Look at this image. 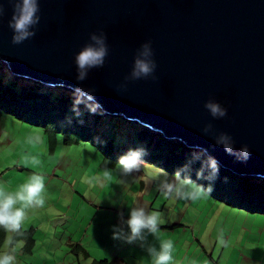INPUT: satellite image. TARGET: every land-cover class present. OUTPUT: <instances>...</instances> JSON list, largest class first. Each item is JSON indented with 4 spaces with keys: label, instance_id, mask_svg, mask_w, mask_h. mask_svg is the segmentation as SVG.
Instances as JSON below:
<instances>
[{
    "label": "water",
    "instance_id": "water-1",
    "mask_svg": "<svg viewBox=\"0 0 264 264\" xmlns=\"http://www.w3.org/2000/svg\"><path fill=\"white\" fill-rule=\"evenodd\" d=\"M0 61L18 77L49 86L95 89L107 114L122 116L191 148L207 149L223 168L264 178V0H40L37 34L12 44L13 3L0 0ZM103 31L109 55L102 68L76 80V54ZM152 42L158 79L129 82L137 50ZM213 99L228 114L214 119ZM212 123L213 132L203 133ZM227 132L240 162L215 143Z\"/></svg>",
    "mask_w": 264,
    "mask_h": 264
},
{
    "label": "rangeland",
    "instance_id": "rangeland-1",
    "mask_svg": "<svg viewBox=\"0 0 264 264\" xmlns=\"http://www.w3.org/2000/svg\"><path fill=\"white\" fill-rule=\"evenodd\" d=\"M94 116H89V120H94ZM108 116V122L104 118L96 126L105 132L112 129L105 138L111 137L113 143H119V150L115 153L119 151L120 155L124 154L134 143L147 148L151 136L142 135L144 126L124 120L123 117ZM89 120L85 123H89ZM122 123L125 128L130 127L134 143L132 134L127 129L122 130ZM116 128H119L117 133L113 131ZM30 137H39V140L33 139L30 142ZM57 138L58 142L52 151L42 126L21 120L11 113L0 112V185L15 190L34 173L46 177V204L28 215L37 227L36 245L32 254L25 251L21 244H7L6 239L10 234L6 235L0 248V252L13 251L16 264H91L94 259L105 256L111 258L116 254L119 257L127 256L126 264H152L151 257L143 250L148 238L144 247H138L139 241L130 245L124 240L113 238L114 225L123 226L125 231H129L119 214L123 213V219L127 220L131 208L136 206L144 207L148 212L161 213L163 227L159 236L174 242V264H215L205 259L198 261L197 249L201 251L202 248L193 241V231L194 235L202 237V243L212 244L210 249L218 240L213 256L218 260L220 251L224 249L220 264H258V260L264 264V212L231 205L214 199L212 195L197 201L167 197L163 195L159 179L156 178L158 168L164 169L169 179L174 173L152 161H147L140 173L123 176L117 159V164L110 167L112 179L105 182L102 179L104 154L98 146L86 140L64 144L62 135ZM101 142H104V138ZM32 157L39 160L38 166L31 164ZM92 177H95L93 181ZM112 196L116 201L110 199ZM111 201L112 206H117L119 210L112 211L109 216L112 225L103 230L102 224L105 221L101 222V217L95 215L98 222H92V217L97 208L109 211ZM123 206H127L128 212L121 211L124 210ZM114 214H117L118 219H113ZM28 218L24 223L26 227L30 224L26 225ZM176 222L186 226L179 225L173 229L165 227ZM51 225L56 229L53 230ZM221 234L227 246L219 244ZM71 240L80 241L89 255L74 250L70 245ZM185 241H193L195 254L194 250L187 248L190 253L183 257L185 248L182 245ZM149 242V245L159 248V240L155 237L150 235ZM119 244L124 246H116ZM138 250V259L131 258ZM181 257L182 260L175 259ZM191 259L196 261L190 262Z\"/></svg>",
    "mask_w": 264,
    "mask_h": 264
},
{
    "label": "clouds",
    "instance_id": "clouds-1",
    "mask_svg": "<svg viewBox=\"0 0 264 264\" xmlns=\"http://www.w3.org/2000/svg\"><path fill=\"white\" fill-rule=\"evenodd\" d=\"M10 2L13 3V14L8 26L13 32L12 44L19 45L32 39L37 34V26L41 20V16L39 15L40 0H10ZM3 14L4 8L0 4V16H3ZM108 55L109 47L106 34L103 31L91 33L89 43L85 44L75 56V64L77 67L76 80L83 82L88 78L89 72L92 69L102 68L105 65ZM154 56L155 53L151 41H146L141 44L136 52L131 72L125 77L124 83L118 86V90H126L129 82L141 79L157 80L158 76L156 75V71L158 65ZM72 97L71 111L76 118L83 117L84 111L81 110L83 108L90 116L100 115L103 119L104 117H108V122L110 116L107 115V109L96 99L95 89L75 87L72 89ZM204 107L214 119L224 118L228 114L227 108L213 99H209ZM113 117L122 118V116L116 115H112ZM123 119L128 120L124 117ZM71 122V118H69L68 123ZM79 122L83 124L84 120L79 119ZM122 126V130L127 129L133 138V132L130 127L125 128L124 123H122ZM118 129L116 128L113 131L117 133ZM147 129L150 130L149 128ZM213 129V124L208 123L204 126L203 133L208 135L210 132H213ZM109 132H112V129H109L107 133ZM150 132L160 134L162 138L167 139L159 132L152 130ZM213 138L218 146H222L225 152L228 155L234 156L236 160L247 162L251 158L252 153L249 146L243 145L237 150L233 137L227 132L214 133ZM33 139L38 141L39 137H30L29 141L32 142ZM96 139L97 142H101L99 137ZM132 142L134 143V138ZM114 144L116 148L111 155V159L113 158L116 161L118 159L120 172L123 176H132L134 173L143 171L149 155L146 147L138 146L133 148L131 146L127 152L120 155L119 152L115 153L116 150H119V143L115 142ZM197 161H199L201 166L196 173V180H193L191 176H184L183 173L188 171L191 165ZM30 162L33 166L39 165V160L36 157H32ZM206 170L207 175H205ZM219 173V161L214 156L208 154L207 149H198L194 150L192 158L187 163L175 171L171 179H169L168 173L161 168H158L156 178L159 179L160 189L163 195L167 197L174 196L175 198L183 200L197 201L205 199L212 194L214 191V182L218 178ZM102 179L105 182L110 181L112 179V169L105 167L103 169ZM200 180H207V185L205 186L197 182ZM46 197V177L43 174L34 173L25 182L18 185L15 190L9 189L6 185H0V229L10 234L8 239H6L7 244L23 243L22 241L17 242L15 237L23 235L22 229L29 213L43 208L46 204ZM119 215L121 221L127 226L129 231H125L123 226L114 225V239H121L130 244L139 241L141 247H144L147 236L151 235L159 240V248L154 245H149L146 248L148 255L151 257L152 264H174V242L171 239H162L159 236L162 223L161 213L159 211L148 212L144 207L136 206L131 208L130 216L127 220L123 219V213ZM218 239L220 245L227 246V241L224 239L223 234ZM0 264H16V256L13 251L0 252Z\"/></svg>",
    "mask_w": 264,
    "mask_h": 264
},
{
    "label": "trees",
    "instance_id": "trees-1",
    "mask_svg": "<svg viewBox=\"0 0 264 264\" xmlns=\"http://www.w3.org/2000/svg\"><path fill=\"white\" fill-rule=\"evenodd\" d=\"M72 89L62 86H47L40 82L13 75L4 62L0 61V112L4 111L15 115L21 120H25L44 128V132L49 142V147L53 151L58 142L57 136L62 135L64 144H73L86 140L93 142L103 152V163L109 168L116 164L111 155L116 148L112 142L113 138H105V130L100 131L96 126L104 119L100 115L94 116V120L88 121L90 114L84 110V123L81 124L75 117L72 109ZM71 118V123H68ZM108 118V117H104ZM115 118V117H113ZM121 118V117H120ZM99 122V123H100ZM131 124V123H130ZM142 135L151 138L148 141L149 151L148 161L157 163L161 167L167 168L172 173L181 168L191 158L194 150L175 140H168L160 134L151 133L143 127ZM97 137L104 142H97ZM138 147L135 143L133 148ZM203 158V157H202ZM106 166H103L104 168ZM197 161L192 164L184 176H191L196 180V173L200 168ZM207 175V170L205 171ZM207 185V180L197 181ZM215 198L226 201L228 204L244 207L251 211L264 212V178L259 176H239L220 166V173L214 182V191L211 194ZM23 235L16 236L15 240H24V250L32 252L35 245V229L29 227L22 229ZM7 233L0 229V248L2 247ZM76 250L83 251L89 255L87 249L80 243L74 244ZM91 264H123L106 257L94 259Z\"/></svg>",
    "mask_w": 264,
    "mask_h": 264
},
{
    "label": "crops",
    "instance_id": "crops-1",
    "mask_svg": "<svg viewBox=\"0 0 264 264\" xmlns=\"http://www.w3.org/2000/svg\"><path fill=\"white\" fill-rule=\"evenodd\" d=\"M118 152V151H117ZM116 164H117V162H116ZM115 164V165H116ZM104 166H106V165H104ZM107 167V166H106ZM104 168V167H103ZM110 168V167H109ZM95 179V177H92V181ZM212 197V196H211ZM214 199H217V198H215V197H213ZM113 202L114 201H116V199H115V197L114 196H112L111 198H110ZM217 200H220V199H217ZM110 202V205L112 206L113 205V202ZM220 201H224V200H220ZM117 204H120V205H122L121 203H117ZM101 207H103V206H101ZM123 208H124V210H121L122 212H128L127 210H128V208H127V206H123ZM100 209H103V208H97L96 210H94V215H93V217H92V222L93 221H97L98 222V219L95 217V215H99L100 217H101V222L102 221H105L102 225V227H103V230H107L111 225H112V220H110V214L112 213V211L114 212V210L116 211V210H119L118 208H117V206L115 207V206H112V207H109V211H106V209H103V210H100ZM111 218H112V216H111ZM113 219H118V217H117V214H114L113 215ZM107 220V221H106ZM51 221V220H50ZM30 223V224H29ZM29 224V225H28ZM26 225H28V227H26L25 226V224H24V226H23V229H25V228H29V227H34V229H35V231H36V229H37V227H35L34 226V223H33V218L32 217H30V218H28V222L26 223ZM179 225H181V226H186V225H184V224H181V223H172V224H170V225H165V227H169L170 229H173V228H176L177 226H179ZM51 228H53V226L51 225L50 226ZM163 227V225H161V228ZM56 229V227H54L53 228V230H55ZM194 231H193V238H194V240L193 241H195L196 242V244H197V246H199V247H201L202 248V250L200 251L199 249H197L198 250V252H199V257H198V261H202L203 259H205V260H208L209 262H215V264H220V261H221V257H222V255H223V253H224V249L223 250H221L220 251V254H219V259L218 260H216L215 258H214V256H213V254H214V250H215V247H216V245H217V243H218V240H216L215 242H214V244H213V248L212 249H210V245H212L211 243H209V244H207V245H205L204 243H202V241H201V239H202V237L200 238V237H197L196 235H194ZM34 237H35V233H34ZM147 238H148V241L146 242V246H145V249H143V250H146V248H147V246H149V241H150V235H148L147 236ZM6 239V238H5ZM19 241H22L23 243L21 244V246H23L24 247V240L23 239H21V240H19ZM18 241V242H19ZM193 241L191 242V241H185V242H183V245H182V248H185L183 251H184V253H183V257H184V255L186 256V255H188V253H190V251L187 249V248H189V249H192V250H194V254H195V252H196V248H194L193 247ZM78 243H80V244H82L80 241H72L71 240V242H70V245L73 247V249L74 250H76V246L74 245V244H78ZM107 243V241H105V244ZM187 243V244H186ZM130 244V243H129ZM35 245H36V237H35ZM35 245H34V247H33V249H32V252H33V250H34V248H35ZM83 245V244H82ZM130 245H133V243H131ZM116 246H124V244L122 245H116ZM133 247V246H132ZM138 247H141V244H138ZM180 247V246H179ZM179 247L177 248V250L179 249ZM21 250H22V248H21ZM78 251V253H81L82 251H79V250H77ZM139 251L140 250H138V252H135V255H134V257H132V256H130L131 258H134V259H138V257H136V254L137 253H139ZM32 252H29V254H32ZM243 254H244V252H242ZM240 254V253H239ZM244 257H246L245 255H243ZM106 258H108V259H110V260H115V261H117V262H120V263H123V264H126L127 262H126V259H127V256H123V257H119L117 254L115 255V256H112L111 258L110 257H107V256H105ZM176 257H178V256H176ZM183 257H181V258H175L176 260H182L183 259ZM119 258H120V260H119ZM101 259V258H100ZM238 260H239V257H237V262H238ZM193 261H196V260H194V259H191V261L190 262H193ZM250 263H254V262H250ZM257 263L258 264H261V262L258 260L257 261Z\"/></svg>",
    "mask_w": 264,
    "mask_h": 264
},
{
    "label": "bare ground",
    "instance_id": "bare-ground-1",
    "mask_svg": "<svg viewBox=\"0 0 264 264\" xmlns=\"http://www.w3.org/2000/svg\"><path fill=\"white\" fill-rule=\"evenodd\" d=\"M57 86V85H56ZM62 87H64V86H62ZM119 152V151H118Z\"/></svg>",
    "mask_w": 264,
    "mask_h": 264
}]
</instances>
